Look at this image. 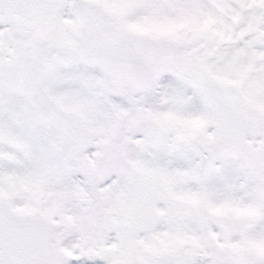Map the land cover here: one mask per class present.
<instances>
[{"label": "snow or ice", "instance_id": "snow-or-ice-1", "mask_svg": "<svg viewBox=\"0 0 264 264\" xmlns=\"http://www.w3.org/2000/svg\"><path fill=\"white\" fill-rule=\"evenodd\" d=\"M0 264H264V0H0Z\"/></svg>", "mask_w": 264, "mask_h": 264}]
</instances>
